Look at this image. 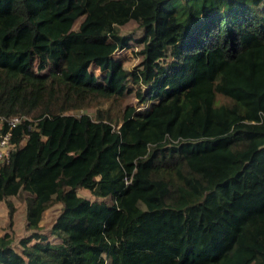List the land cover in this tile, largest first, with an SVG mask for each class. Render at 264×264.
Listing matches in <instances>:
<instances>
[{"label":"trees","instance_id":"1","mask_svg":"<svg viewBox=\"0 0 264 264\" xmlns=\"http://www.w3.org/2000/svg\"><path fill=\"white\" fill-rule=\"evenodd\" d=\"M0 116L29 118L0 200L31 230L0 264H264V0H0Z\"/></svg>","mask_w":264,"mask_h":264},{"label":"rangeland","instance_id":"2","mask_svg":"<svg viewBox=\"0 0 264 264\" xmlns=\"http://www.w3.org/2000/svg\"><path fill=\"white\" fill-rule=\"evenodd\" d=\"M79 21L75 23L73 28L77 27ZM117 29L120 34L131 37V40L129 42L130 46L128 48L117 50L113 53L112 56L118 60H121L126 68H133L142 59V54H140V50L142 49L143 44L139 41V39L143 35V29L140 28L137 21H135L134 19H130L124 24L117 25ZM89 70L95 74L98 81L102 80L103 70H101L98 65L93 61L89 65ZM130 86L134 88L132 84ZM217 100L221 101V98L218 97ZM149 103V101L138 102L137 98L134 96V92L131 91L130 93L126 94L121 100V109L126 104H131L136 108L137 112L144 113L147 111ZM108 105L109 101H105L102 106L107 107ZM85 111L91 116H94L95 108H88ZM77 193L89 198L90 200L102 199L101 197L93 196L90 191L83 188H78ZM27 195H29V192L20 191L16 195H10L9 197H7L13 203L15 209L13 213L12 224L10 226L8 225L7 218L8 208L5 202L3 200H0V235L4 234L5 232L9 233L10 239L12 241L11 244L18 251H21V247L18 242L19 238L22 236L29 235L31 232V230L26 229L25 222V199ZM107 201L109 200L107 199ZM60 207L61 205L59 202L52 203L44 210L42 214V219L40 221V231L46 233L48 235V239H50L52 242H56L57 240L54 238L53 235L50 234V227L54 219L60 212Z\"/></svg>","mask_w":264,"mask_h":264},{"label":"built area","instance_id":"3","mask_svg":"<svg viewBox=\"0 0 264 264\" xmlns=\"http://www.w3.org/2000/svg\"><path fill=\"white\" fill-rule=\"evenodd\" d=\"M27 119L29 118L26 116H0V162L8 160L10 152L15 148V143L11 140L12 128Z\"/></svg>","mask_w":264,"mask_h":264},{"label":"crops","instance_id":"4","mask_svg":"<svg viewBox=\"0 0 264 264\" xmlns=\"http://www.w3.org/2000/svg\"><path fill=\"white\" fill-rule=\"evenodd\" d=\"M61 205V204H60Z\"/></svg>","mask_w":264,"mask_h":264}]
</instances>
